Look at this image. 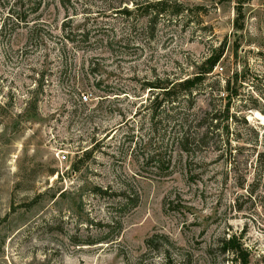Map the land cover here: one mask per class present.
Returning <instances> with one entry per match:
<instances>
[{"label": "rangeland", "instance_id": "374dc122", "mask_svg": "<svg viewBox=\"0 0 264 264\" xmlns=\"http://www.w3.org/2000/svg\"><path fill=\"white\" fill-rule=\"evenodd\" d=\"M159 1L0 0V264H241L231 237L264 264V0L240 31L235 0ZM215 49L213 74L246 67L263 102L233 101L230 162L181 153L145 87Z\"/></svg>", "mask_w": 264, "mask_h": 264}, {"label": "trees", "instance_id": "16d2710c", "mask_svg": "<svg viewBox=\"0 0 264 264\" xmlns=\"http://www.w3.org/2000/svg\"><path fill=\"white\" fill-rule=\"evenodd\" d=\"M247 1L235 0V31L241 30L242 25L239 19L241 6ZM174 6L178 7L177 4ZM156 7L159 9L156 15L169 13V10L170 13H179L174 12L172 7H168L167 0L157 2ZM124 13L127 14L128 12L124 11ZM67 41L72 42L69 38ZM237 51L238 48L235 46L233 49L234 57L237 56ZM223 53V49H215L203 62L195 66V73L174 80L165 87L158 82L149 83L145 87L153 90L152 102L161 96L162 101L160 102L168 106H165V110L169 111L168 114L171 115L169 119L177 131L173 145H176L181 153L189 156L197 151L211 149L218 153L219 159L230 162L234 161V158L232 159L230 122L235 119V115L231 113V105L234 100L239 98L240 90L254 91L261 102L262 95L257 76L247 70L246 67L242 72L234 69L224 76L213 74L223 57ZM248 73L252 75L250 78L247 77ZM211 79L214 81L209 83L208 80ZM199 93L206 95L204 108H195L196 95ZM182 110H186L187 113L186 111L182 113ZM220 246L224 254L228 253L235 259L239 257L241 264H248L246 255L241 253L236 238L224 239Z\"/></svg>", "mask_w": 264, "mask_h": 264}, {"label": "built area", "instance_id": "2783aa9c", "mask_svg": "<svg viewBox=\"0 0 264 264\" xmlns=\"http://www.w3.org/2000/svg\"><path fill=\"white\" fill-rule=\"evenodd\" d=\"M83 100H86V98L84 97ZM64 159H65L64 156H62L61 157V160H64Z\"/></svg>", "mask_w": 264, "mask_h": 264}, {"label": "bare ground", "instance_id": "6f19581e", "mask_svg": "<svg viewBox=\"0 0 264 264\" xmlns=\"http://www.w3.org/2000/svg\"><path fill=\"white\" fill-rule=\"evenodd\" d=\"M258 118H261L260 116L257 115Z\"/></svg>", "mask_w": 264, "mask_h": 264}]
</instances>
